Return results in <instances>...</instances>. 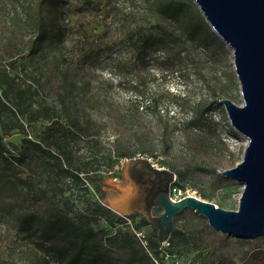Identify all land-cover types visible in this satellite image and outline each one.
<instances>
[{
  "label": "rangeland",
  "instance_id": "obj_1",
  "mask_svg": "<svg viewBox=\"0 0 264 264\" xmlns=\"http://www.w3.org/2000/svg\"><path fill=\"white\" fill-rule=\"evenodd\" d=\"M167 1L0 0V69L17 70L26 82L36 76L39 83L32 89H37L41 104L57 100L62 81L72 83L73 91H81L79 99H91L94 130L99 129L104 145L115 137L117 128L108 116L115 108L131 113L137 100L145 105L143 101L156 99V109L170 116L169 120L156 118L147 109L133 119L124 137L127 145L145 132L148 153L113 159L108 166L96 163L99 166L90 170L92 180L86 189L43 192L48 180L34 163L2 171L6 166L0 161V264H58L45 241L50 213L74 221L89 215L100 232L112 233L115 227L127 230L156 264H264V236L246 239L221 233L191 208L174 217L184 236L173 233L165 242H158V229L149 221L144 224L146 218L139 212L101 213L109 192L101 183L123 182L124 162L139 157L173 171L175 183L186 195L227 210L238 208L243 184L222 171L241 160L247 139L232 128L224 104L219 103L223 98L242 103L232 50L210 28L193 0H174L182 11L177 20L162 7ZM40 15L47 28L42 52L23 59L20 52L36 36ZM150 35L156 43L143 51L141 42ZM200 114L202 118L193 123ZM25 123L24 132L4 138L10 153L22 148L25 136L40 141L50 120L40 117ZM163 130L166 138L160 135ZM74 146L77 156L92 161L93 154L81 141ZM160 212V208L152 210L154 215ZM101 252L120 263L129 254L119 245Z\"/></svg>",
  "mask_w": 264,
  "mask_h": 264
},
{
  "label": "trees",
  "instance_id": "obj_2",
  "mask_svg": "<svg viewBox=\"0 0 264 264\" xmlns=\"http://www.w3.org/2000/svg\"><path fill=\"white\" fill-rule=\"evenodd\" d=\"M85 1L89 2V0ZM162 7L167 10L169 17L176 20L179 19V13H182L177 1L174 0L167 1ZM37 26L36 36L28 48L20 52L23 59L42 52L47 34L42 15L38 18ZM155 43L154 36H147L141 42V49L145 51ZM11 63L15 64V62ZM24 64L25 62L22 63L23 67ZM22 74L17 70L11 72L8 68L0 69V161L6 166L2 171L10 170L14 165L32 167L34 163L39 175L48 180L43 192L50 188L53 192L59 193L72 189H86L92 180L90 170L99 166L96 163L101 162L108 166L113 159L132 157L135 153H148L150 148L144 143L147 140V137L143 136L146 135L145 132H142L141 136H136L137 142L132 145H127L126 142V135L131 130L133 119L140 117L147 109H151L156 118L170 119L168 113H160L156 109L158 105L156 99L143 101L146 102L145 105H140L142 101L137 100L131 113H124L115 108L113 113L111 111L108 114L117 128L115 137L104 145L99 129L94 130L97 123L90 115L89 110L92 106L89 102L90 98L87 102L79 99L81 91H73L72 83L62 81L60 91L57 92V100L52 104H41L36 99L37 89H32L34 83H39V79L35 76L32 77L31 82H26L21 79ZM40 117L50 120L49 125L42 132L41 140L35 141L25 136L22 139V148L10 153L4 138L15 132H24L25 122L30 124ZM200 118L202 114L191 121L195 123ZM62 119L67 123L62 122ZM138 133L135 131V135ZM160 135L163 138L168 136L166 130ZM77 141H81L91 151L92 161H83L82 157L75 154L74 144ZM100 209L104 215L112 212L107 206H100ZM32 220L36 221V219ZM45 222L47 224L45 241L48 249L55 251L58 264H85V262L87 264H156L133 234L118 227H115L112 233L100 232L92 226L93 220L89 215L82 214L77 221H74L58 213H50ZM147 223L148 220L144 219V224ZM174 235L182 237L184 233L180 231L175 232ZM57 239L62 240V244L55 243ZM112 245H119L129 250L127 258L122 263L116 261L117 259L110 254L101 252L104 247ZM157 245L158 243L155 242L154 246Z\"/></svg>",
  "mask_w": 264,
  "mask_h": 264
},
{
  "label": "water",
  "instance_id": "obj_3",
  "mask_svg": "<svg viewBox=\"0 0 264 264\" xmlns=\"http://www.w3.org/2000/svg\"><path fill=\"white\" fill-rule=\"evenodd\" d=\"M210 28L232 50L242 103L224 104L232 128L247 139L241 160L222 174L243 184L238 208L227 210L194 195L169 197L175 173L147 157L127 159L123 182L107 181V206L125 215L139 212L158 229V242L182 231L174 217L191 208L215 230L238 238L264 236V0H193ZM154 208H160L157 215Z\"/></svg>",
  "mask_w": 264,
  "mask_h": 264
},
{
  "label": "built area",
  "instance_id": "obj_4",
  "mask_svg": "<svg viewBox=\"0 0 264 264\" xmlns=\"http://www.w3.org/2000/svg\"><path fill=\"white\" fill-rule=\"evenodd\" d=\"M175 180H176V177H174L173 181L171 182L170 190H169V197L173 201H177L183 198L184 196H186V194L181 190V188H179V185L175 183ZM136 235L138 237H143L141 232H136Z\"/></svg>",
  "mask_w": 264,
  "mask_h": 264
},
{
  "label": "flooded vegetation",
  "instance_id": "obj_5",
  "mask_svg": "<svg viewBox=\"0 0 264 264\" xmlns=\"http://www.w3.org/2000/svg\"><path fill=\"white\" fill-rule=\"evenodd\" d=\"M124 179H123V177H122V181H123ZM155 209V208H154Z\"/></svg>",
  "mask_w": 264,
  "mask_h": 264
}]
</instances>
